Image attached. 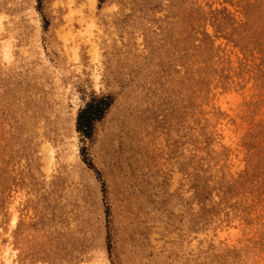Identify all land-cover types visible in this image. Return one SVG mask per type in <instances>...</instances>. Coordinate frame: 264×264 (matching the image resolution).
<instances>
[{
	"label": "rangeland",
	"instance_id": "1",
	"mask_svg": "<svg viewBox=\"0 0 264 264\" xmlns=\"http://www.w3.org/2000/svg\"><path fill=\"white\" fill-rule=\"evenodd\" d=\"M0 16V251L264 264V0H0Z\"/></svg>",
	"mask_w": 264,
	"mask_h": 264
},
{
	"label": "bare ground",
	"instance_id": "2",
	"mask_svg": "<svg viewBox=\"0 0 264 264\" xmlns=\"http://www.w3.org/2000/svg\"><path fill=\"white\" fill-rule=\"evenodd\" d=\"M38 18H34V23H35V26H36V32L37 33L40 31V28L37 26L38 25ZM2 24L3 23L1 22V16H0V29L3 28ZM92 44L94 45L93 42H92ZM1 52H2L3 56H5V57L8 56L9 55V45L8 44H2L1 45ZM94 77H95L96 80L98 79V73L97 72L94 73ZM60 89H61V87H60ZM46 148H47V151H48L46 160H47V164L49 166L52 163L53 159H54V150H53V148L50 145L46 146ZM66 151H67V154H68L70 159L77 160L78 145H77L75 129H74V125L73 124H71L70 136L68 137V139L66 141ZM18 219H19V213H18L17 209L16 208H12L11 214H10V218H9L10 227H15L17 225V223H18ZM13 249L11 248V246H9V244L1 247L0 264H14L13 263V256L15 254V251ZM101 254H102V258H101L102 264H107V260H106V257H105V254H104L103 250L101 251Z\"/></svg>",
	"mask_w": 264,
	"mask_h": 264
},
{
	"label": "trees",
	"instance_id": "3",
	"mask_svg": "<svg viewBox=\"0 0 264 264\" xmlns=\"http://www.w3.org/2000/svg\"><path fill=\"white\" fill-rule=\"evenodd\" d=\"M107 106V103L103 99H99L98 103L93 106L88 104L83 110H81L77 116V129L82 131L86 135H90L94 116L96 114L101 115Z\"/></svg>",
	"mask_w": 264,
	"mask_h": 264
}]
</instances>
